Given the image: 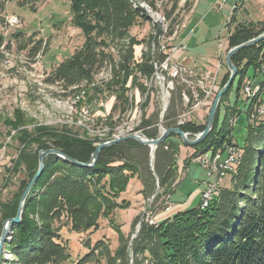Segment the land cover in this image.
Instances as JSON below:
<instances>
[{
  "label": "trees",
  "instance_id": "trees-1",
  "mask_svg": "<svg viewBox=\"0 0 264 264\" xmlns=\"http://www.w3.org/2000/svg\"><path fill=\"white\" fill-rule=\"evenodd\" d=\"M67 1L72 25L81 29L85 42L82 49L64 61L46 82L58 84L62 90L75 94L81 91V86L86 90L91 87L101 72L109 71L111 78L97 87L95 93L96 97L108 93L116 99L106 119L114 121L118 113L119 118L111 123L114 128L135 106L129 92L138 87L140 95L146 96L147 87L139 81H149L155 73L151 50L163 32L157 27L155 38L152 42L149 40L146 52L138 61L135 50L142 43L133 39L130 31L137 19L146 15L144 10H135L133 0ZM140 1L149 6V0ZM173 8L167 19L174 14L176 5ZM232 16L231 24L235 26L230 32L228 50L264 33V21L250 23ZM107 48H112L114 54L107 52ZM263 59L264 41L232 58L238 68L236 103L242 95L239 93L249 69L260 70ZM229 75L227 71L220 86L226 84ZM232 88L221 101L213 131L203 143L192 148L193 158L207 151L214 155L223 150L225 142H232L231 121L238 114L236 108L226 105ZM150 97L147 95L141 106L142 122L135 132L142 131L144 136L154 139L159 136L158 123L148 117L145 110ZM258 104L261 103L257 99L249 104L247 137L241 145L243 157L228 174L229 185L220 186L216 198L205 209H187L153 226L143 222L134 238L124 236L114 224V212L130 206L126 200L117 201L135 177L141 181L144 187L141 194L146 199L154 194L157 184L163 196L173 193L178 178L177 151L170 138L175 135L158 146L153 164L150 149L136 141L103 149L93 168H81L56 156H48L44 160V171L27 200L22 221L13 229L9 246L13 257L19 264H264V116L258 117ZM181 112L176 113L173 104L165 114L164 127L180 128L191 135L205 129V125L197 126L193 122L177 126ZM40 131L42 135L28 145H21L18 152L16 162L23 165L30 176L20 187L16 201L6 206L1 231L3 223L17 214L19 199L38 170L40 151L56 149L81 163H88L99 142L98 139L90 140L86 130L82 134L73 133L69 127ZM111 134L112 131L109 136ZM162 195L157 196L156 203ZM62 219L70 225L71 232L81 236L97 232L101 219H107L116 229L119 245L112 250L106 239L95 244L87 241L84 246L88 253L71 262L69 241L57 226ZM139 221L138 217L134 225Z\"/></svg>",
  "mask_w": 264,
  "mask_h": 264
},
{
  "label": "rangeland",
  "instance_id": "rangeland-1",
  "mask_svg": "<svg viewBox=\"0 0 264 264\" xmlns=\"http://www.w3.org/2000/svg\"><path fill=\"white\" fill-rule=\"evenodd\" d=\"M149 1L151 4L148 2V6L140 0H133L134 7L137 8L135 10L138 12L139 10H144L146 15V17H144L145 19L138 18L136 25L130 31L131 37L142 43L136 46L135 50L138 61H140L141 55L146 52L149 40L152 42L154 35L157 33L156 23L161 25L160 28H163V33H165L164 37L161 39L163 42L178 43V41L182 40L181 37H186L188 50H185L183 53H187V56L193 59L194 65L197 67L203 68L208 66V63H211V61L215 59L217 53L223 52V48V53L226 57L229 51L228 44L226 46L225 44L221 45V43L222 40L224 43L226 42L225 38L227 34L233 29V24H231L233 12H231L230 7L225 6L224 10L221 12L215 10L213 9V5L216 0ZM2 5H4V8H2ZM175 5L174 14L167 19V14L173 11ZM0 8L1 223V219L4 217V213L7 210L6 206H8L11 201H16V196L19 194L20 187L30 176V172H27L23 165H18L16 162L18 152L21 145H28L32 140L42 135L40 130L49 129V131H55L62 127H69L73 133L77 132L78 134H82L86 130L89 132V137H87L90 140L98 139V146L104 142L135 134L131 132L130 129L134 130V127L138 123L137 119L139 118L137 117L131 121L133 119L131 116L137 113L133 111L132 114L129 115V111L125 116H122L121 124L114 128L111 123L119 118L117 115L118 113L114 116V121L106 120L111 114L109 112H111L112 107L115 105L116 99H114V97H109L108 93H101L96 97V89L101 86L104 77L98 78V82L97 80L95 81V83H98L96 87L92 85L87 89L85 97L78 101L79 105L78 103H72L74 94L70 93V90L64 91L58 84L53 85L46 82L50 75H52L64 61L73 56L76 51L82 49L85 42L81 29L75 28L72 25L71 10L67 0H0ZM12 15L19 17L20 25L18 27L6 29L7 27H5L4 21L6 17ZM234 15H236L238 19L242 18L244 22H263L264 0H246ZM164 19L167 20L165 21ZM183 41L185 42V39ZM106 51L111 53L114 52L112 48H107ZM174 59L175 62L181 65H190L191 69L195 70L197 73L200 72L199 69L193 67L191 63L185 60V57L181 59V54L180 56L175 55ZM262 62V68L257 72L252 68L249 69L247 79H250V81H263L264 83V59ZM214 63L212 62V64ZM210 67L212 68L211 65ZM223 67H226L225 63L224 66L221 67V71ZM215 68L216 67H214V69ZM214 69L212 71H214ZM139 75H141V73ZM246 80L243 84V88H241V93H239V95H242H240L238 103H236L238 79L235 81L228 97L229 106L238 110V114L233 117L231 121V136L234 140L231 142V148L240 149L247 137L246 127L249 124L247 115L249 104L259 96L260 101H264V91L260 90L258 93H262L261 95L258 94L256 98L255 95L252 98L246 97L245 99L243 90L245 89ZM145 82L146 81L142 79L139 81V84L143 83L145 85ZM129 84L128 85L131 86V81ZM258 86L260 87V84H253V88ZM222 87L223 86L218 87L217 92ZM134 90L139 91V95L136 98L134 97L135 107H138L139 114V110L141 111V109H139V104L143 102L145 97L143 98V96L140 95V88L136 87ZM151 91V97L145 110L147 116L152 117L151 119L155 122H161L162 110H164L166 105H168L166 112L173 104L176 113L180 110H182V112L186 111L181 99V94L186 91V87L182 83L175 82L174 90H169V104L164 87L161 88V85L155 83ZM129 93L130 95H134V91ZM90 101H92V103H90ZM226 105L228 106V104ZM222 115L220 123H222L223 120ZM120 126L121 129H119ZM111 131L112 134L109 136V132L111 133ZM173 137L181 140L176 135L171 138ZM21 141L25 143L21 144ZM226 146H230V141L224 143L223 150L226 149ZM223 150L217 151L214 155H212L211 151H207L199 154L192 160L196 164H200L203 163L205 156L211 155L209 157L213 159V157L220 154V151ZM242 157L239 161L242 160ZM151 164H153V161ZM207 169H209L208 171L210 172V167L208 165ZM228 174L226 177L220 179V184L222 186L226 187L229 185L230 176H228ZM212 182L216 183L218 179H213ZM128 186L125 197L121 195L117 202L121 203V201L126 200L131 203V207L129 206V208L125 210L117 209L119 211L116 212L113 219L115 225H118V227L120 225V230L122 228L124 232H127L130 217L138 208L139 203H141L140 212L134 221L138 217L140 218L144 211H148V202L146 198H144L143 203L138 202L140 200L139 195L142 192L140 190L142 184L139 182L138 178L132 179ZM192 191L193 187L189 183L180 186L178 190L176 189V192L172 193L171 204L176 205L186 200L187 196ZM154 193H161L158 184L155 187ZM216 196L217 194H212L208 205ZM163 197L162 195L159 202L156 203V200L155 203H153L151 206L152 212L161 208L160 203L165 201ZM197 206L198 201L192 205V208H197ZM106 220L107 219H101L100 225L104 228L110 227L108 234L110 239H107V241L109 242L110 248L115 250L119 245L118 235L116 229H113L110 223L107 224ZM134 221L129 225L130 230L126 237L132 238L136 234L138 223L134 225ZM156 223L158 222L156 221ZM57 226L60 227L61 231L64 230L63 232H67L64 228H69L70 231V225L67 224L65 219H62ZM104 228L102 230H105ZM12 235L13 231L4 245L1 264H8V262L19 264L13 257L9 247ZM68 235V233L65 234V238L68 237L69 241L72 240ZM76 237L78 236L74 235L72 238L76 239ZM87 241L92 243L88 235L85 234V236L79 237L78 244L84 246ZM82 252L83 250L80 254H82ZM70 254L71 262H76L75 251H71Z\"/></svg>",
  "mask_w": 264,
  "mask_h": 264
},
{
  "label": "built area",
  "instance_id": "built-area-1",
  "mask_svg": "<svg viewBox=\"0 0 264 264\" xmlns=\"http://www.w3.org/2000/svg\"><path fill=\"white\" fill-rule=\"evenodd\" d=\"M246 0H216L213 9L218 11H223L225 6L230 7L231 12L236 13V11L245 3ZM5 27L6 29L18 27L20 25V19L17 16H8L5 19ZM230 36V32L226 36V42L224 43L222 40L221 45L228 44V38ZM187 49V46L184 41H180L178 44L163 42L161 37L156 38V68L158 69V79L157 84L161 85V88L164 87L166 96L168 97L169 104V94L170 91L174 90L175 82L182 83L186 87V91L182 93V101L186 108V111H183L177 117V126H183L190 122V119L193 114L200 112L203 109H210L212 102L217 94L218 87H220L219 75L221 71V67L223 63L220 61L214 71L206 70L204 72L197 73L195 70L191 69L189 66L181 65L175 62V55L183 53ZM224 52V48H223ZM224 56V53L222 54ZM225 58V56H224ZM262 72V69H261ZM139 75V73H138ZM260 75V72H259ZM253 84H260V91H264V83L258 82V80L250 81V79L246 80L245 89L243 90V96L246 97L250 95L251 90L253 89ZM130 87V86H129ZM139 95V91L134 90V97L136 98ZM167 106H165L164 110H162L161 115V123L157 126L159 128V135L162 133L164 127L163 120L165 116V112L167 110ZM113 108V107H112ZM111 113V112H109ZM264 115V106H260V116ZM143 135V132L141 133ZM234 141V140H232ZM239 148V145H238ZM168 149V147H165ZM236 149L231 148L230 146L223 151H220L218 164H222V171H220L219 176H212L207 169L208 159L204 160L203 163L198 164L202 169L206 171V185L207 188L202 192L201 201L199 207H202L205 204V201L208 197H211L212 194H218L220 191V179L227 176L229 169L233 166V163L236 161ZM213 179H218V182H210ZM161 193H154L150 198L147 199L148 202V211H144L140 217V221L136 227V233L139 232L141 228V224L147 223L150 226L158 221V213L162 211L169 212L171 209V195L164 196V202L160 203L161 208L156 209L152 212L151 206L155 203L157 196ZM135 235L133 236V238Z\"/></svg>",
  "mask_w": 264,
  "mask_h": 264
},
{
  "label": "water",
  "instance_id": "water-1",
  "mask_svg": "<svg viewBox=\"0 0 264 264\" xmlns=\"http://www.w3.org/2000/svg\"><path fill=\"white\" fill-rule=\"evenodd\" d=\"M264 41V33L260 34L259 36L241 44L236 47L231 48L225 57V64L226 68L229 71V79L226 82V84L217 92L212 105L209 109L206 123H205V129L198 134L191 135L189 133H185L182 129L180 128H163L162 133L154 139H149L146 136H141L139 134H133L127 137H121L118 139L111 140L109 142H104L101 143L100 145L97 146L94 154L92 155L90 161L88 163H81L69 156H67L65 153H63L60 150L56 149H49V150H42L39 152V168L38 171L36 172L35 176L32 178L28 186L26 187L25 191L23 192L17 214L14 218L8 219L3 223L2 231L0 234V264L2 260V255H3V250H4V245L7 242V238L11 235L14 227L18 224L21 223L22 221V214L24 212L27 200L32 192V189L36 185L38 179L41 177L43 171H44V160L48 156H56L72 165H76L81 168H93L96 165V162L98 160V157L100 155V152L108 147L114 146L116 144L126 142V141H136L140 143L143 146H146L150 149L151 151V159L152 161L154 160V152L158 148L159 145L163 144L168 137L171 135H176L178 136L183 145L188 147V148H194L201 143H203L207 137L211 134L215 127L216 123V117L218 113L219 106L221 104V101L223 97L226 95V93L229 91V89L233 86L235 79L238 77V68L233 64L232 58L240 53L241 51L251 48L253 46H256L257 44L261 43Z\"/></svg>",
  "mask_w": 264,
  "mask_h": 264
},
{
  "label": "crops",
  "instance_id": "crops-1",
  "mask_svg": "<svg viewBox=\"0 0 264 264\" xmlns=\"http://www.w3.org/2000/svg\"><path fill=\"white\" fill-rule=\"evenodd\" d=\"M234 26L235 25H233V28H234ZM181 39H182L181 41H183L185 39V44L187 46L186 37L183 36V37H181ZM179 42L180 41H178V43ZM178 43H176V44H178ZM186 50H188V46H187ZM180 54H181V59L183 57H185V60H187L189 63H191L193 65V67L199 69L200 72H204L206 70H213L214 67H216L218 62H220V61L223 63V66H224V63H225L224 56H222V54H223L222 51L217 53L215 59H213L211 61V63H208V66H205L203 68L195 66L194 62H193V59L191 57H188L187 53L186 54L185 53H180ZM180 54H178V56H180ZM212 62L213 63L215 62V63L212 64ZM210 65L212 66V68L210 67ZM189 67H190V65H189ZM226 74H227V68L223 67V70L220 73V80H219L220 83H221L223 77ZM227 104L229 106V102H227ZM208 112H209L208 109H203L202 111L193 114L192 117H191L190 122L195 123L197 126L205 125ZM160 123H158V125ZM163 125H164V123H163ZM170 141H171V143H173V145H174V147L176 148V151H177L176 169H177V177L178 178H177V182H176L175 186H173V192H176V189L178 190V188L180 186H182L184 184H188V183L192 185L193 191L187 196L186 200L182 201L181 203L176 204V205L175 204L174 205L171 204V209H170L169 212H165V211L159 212L158 213V217H157V219H158L157 222L158 223H161V222H164V221L170 219L174 214H176L178 212H182V211L187 210V209H192V205L196 201H198V206L197 207H199L200 201H201L202 192H204V190H206V188H207V185H206V181H207L206 171L204 169H202L198 164L193 162V160H192L193 159V155L195 154V151L193 149H191V148H188V147L184 146L182 141L177 139V138H174V137L170 138ZM134 179H137V177H135ZM131 181H130V183H131ZM139 182H141V181L139 180ZM210 182H212V181H210ZM130 183H129V185H130ZM220 186H222V185L220 184ZM128 187H127V189H128ZM143 189H144V187L142 185L140 190L143 191ZM126 193H127V190H126L125 193L122 194V197H125ZM139 199L140 200L138 202H142L143 203L144 197L141 194L139 195ZM170 202L172 203V194H171ZM140 204L141 203H139V206L136 209V211L132 213V216L130 217V220H129V225H131V223L134 221V219L138 216V214L140 212V207H141ZM130 207H131V203H130ZM117 211H119V210H116L114 212V215L116 214ZM114 215H113V219H114ZM106 221H107V224H109L108 220H106ZM100 224H101V221H100ZM129 225H128L127 232H124V230L121 228V232L123 233L124 236H127L129 234V230H130L129 229V227H130ZM119 227H120V225H119ZM103 228L104 227L102 225H100V229L97 232H95V233H93L91 235H89L88 233L86 234V235H88L89 239H91L92 244H95L97 241L102 240V239H106V240L110 239L108 237L110 227L104 228L105 230H102ZM64 229H66L67 232H63L64 231L63 230V231H61V234L63 235L64 238H65V234H67V233L69 234L68 236L72 240L69 241L68 237L65 238V239H67L69 241L70 250L71 251H75L76 259H78L79 257H82L85 254H87L88 250L83 245H81V244L79 245L78 244V240H79V237L81 235L76 234L74 232H70L69 228H64ZM74 235H77L78 237H76V239L72 238V237H74ZM82 250H83V252H82V254H80Z\"/></svg>",
  "mask_w": 264,
  "mask_h": 264
},
{
  "label": "bare ground",
  "instance_id": "bare-ground-1",
  "mask_svg": "<svg viewBox=\"0 0 264 264\" xmlns=\"http://www.w3.org/2000/svg\"><path fill=\"white\" fill-rule=\"evenodd\" d=\"M158 15V14H157ZM165 21H166V19H164ZM159 21V20H158ZM157 22V21H156ZM162 23V22H161ZM154 24V23H153ZM160 24L159 23H156V27H158V28H160ZM160 30L163 32V28L161 29L160 28ZM164 35H165V33H163V35L161 36V39L164 37ZM159 36V35H158ZM155 38V37H154ZM155 50H156V45H153V47H152V50H151V55H152V63H153V66H154V69H155V73H154V75L152 76V78L148 81V80H146V82H145V85H146V87H147V93H146V96H145V98L143 99V102L142 103H140L139 104V109H141V106H142V104L146 101V98H147V95H149L150 93H152V91H151V88L152 87H154V84L155 83H157V79H158V69L155 67L156 66V58H155V54H156V52H155ZM140 74V73H139ZM100 77H104V79L102 80V83H104V81H107V80H109L110 78H111V74L109 73V71H103V72H101L98 76H97V78H96V80H97V82L99 81L98 80V78H100ZM101 83V84H102ZM96 84H98V83H94L93 85L94 86H96ZM130 85V84H129ZM129 85H128V87H129ZM144 85V86H145ZM93 86V87H94ZM90 88V87H89ZM260 90V87L258 86V87H256V88H253L252 90H251V92H250V95H248L247 97H250V98H252V97H254L255 95V98L258 96V94H262V93H258V91ZM86 93H87V90L86 89H84V87L83 86H81V91H77L74 95H73V97H72V103L73 104H77L78 103V101H80L81 99H83L84 97H85V95H86ZM130 99H133L134 100V95H130ZM258 100H257V102L258 103H261L262 102V104H258L259 105V108H257L256 110H257V114L258 115H260V106H264V101H260V96L257 98ZM263 100H264V98H263ZM83 101V100H82ZM78 105H79V103H78ZM136 106V105H135ZM134 106V108L133 109H131L130 110V114L129 115H131L132 114V112L133 111H136V113L138 114V107L136 108ZM256 112V111H255ZM137 114H135V115H132L131 116V118H133L131 121H133L135 118H139V119H137L138 120V123H137V125L134 127V130H136L139 126H140V124H141V122H142V114H141V111L139 110V114L137 115ZM262 117L264 116V115H261ZM130 117V116H129ZM259 117V116H258ZM125 125V124H124ZM119 129H121V126L119 127ZM134 130H131L130 129V131L131 132H134L135 134L137 133V134H139V135H141V133H142V131H137V132H135ZM123 136V135H122ZM232 146V145H231ZM235 147V146H234ZM226 148H228V146H226ZM242 155H243V153H242V150H241V148L240 149H236V156H237V159H236V161L233 163V166L229 169V171H228V173H230V172H232V171H234V167L236 168L237 167V165H238V163L240 162L239 160L241 159V157H242ZM209 156H211V155H207V156H205L204 157V159H203V161L204 160H206V159H208V162H207V165L210 167V174L212 175V176H217V175H219V173H220V171H222V164H218L217 162H218V159H219V154L217 155V156H215V157H213V159H211V157H209ZM201 158V157H200ZM202 160V159H201ZM200 161V160H199ZM202 162V161H201ZM201 164V163H200ZM209 170V169H208ZM209 201H210V197H208L207 199H206V201H205V204H203V206L201 207V208H205V207H207V206H209L208 205V203H209ZM156 224V222L153 224V225H155Z\"/></svg>",
  "mask_w": 264,
  "mask_h": 264
}]
</instances>
